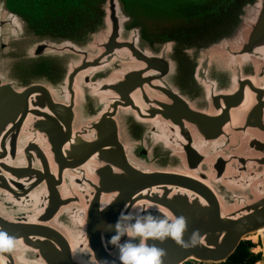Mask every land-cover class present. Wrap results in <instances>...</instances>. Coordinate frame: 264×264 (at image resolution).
Masks as SVG:
<instances>
[{"label":"water","instance_id":"obj_1","mask_svg":"<svg viewBox=\"0 0 264 264\" xmlns=\"http://www.w3.org/2000/svg\"><path fill=\"white\" fill-rule=\"evenodd\" d=\"M125 204L264 264V0H0V264L113 260Z\"/></svg>","mask_w":264,"mask_h":264},{"label":"clouds","instance_id":"obj_2","mask_svg":"<svg viewBox=\"0 0 264 264\" xmlns=\"http://www.w3.org/2000/svg\"><path fill=\"white\" fill-rule=\"evenodd\" d=\"M110 201H105L98 208L102 211ZM85 223V221H81ZM103 231L111 234L105 240ZM186 220L172 213L155 215L139 204H125L117 213L116 219L110 224H104L100 235L101 246L111 251L115 250L113 260H96L93 258L90 264H161L164 249L157 246L166 239H171L181 248H189L198 245L203 236L199 230L194 229L184 238ZM156 241L157 243H150ZM17 238L0 230V253L11 252Z\"/></svg>","mask_w":264,"mask_h":264},{"label":"trees","instance_id":"obj_3","mask_svg":"<svg viewBox=\"0 0 264 264\" xmlns=\"http://www.w3.org/2000/svg\"><path fill=\"white\" fill-rule=\"evenodd\" d=\"M252 244L249 241H242L237 246L235 252L227 259L226 262L220 264H254L256 256L251 253ZM185 264H194L187 262Z\"/></svg>","mask_w":264,"mask_h":264}]
</instances>
